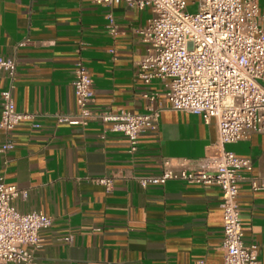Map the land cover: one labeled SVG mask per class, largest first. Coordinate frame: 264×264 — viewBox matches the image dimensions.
<instances>
[{"label": "crops", "instance_id": "crops-1", "mask_svg": "<svg viewBox=\"0 0 264 264\" xmlns=\"http://www.w3.org/2000/svg\"><path fill=\"white\" fill-rule=\"evenodd\" d=\"M151 16L150 8L124 0H0V57L16 59V108L33 115L12 131L14 147L5 155L0 151V175L26 191L14 201L19 211L53 218L41 231L35 264L223 262L219 186L169 180L143 187L131 178L160 174L165 157L189 163L212 153L218 140L214 119L206 123L201 115L166 107L159 128L143 133L134 153L124 134L100 120L86 126L56 121L58 114L76 112L73 82L80 57L93 79L95 109L144 113L146 90L160 93L156 106L167 103L161 82L145 85L139 77L148 48L141 30ZM7 87L0 75V119ZM5 140L0 133V148ZM225 149L251 157L252 175L264 176V133ZM113 175L110 190L95 181ZM239 202L245 242L260 246L264 264V187L254 190L243 180Z\"/></svg>", "mask_w": 264, "mask_h": 264}, {"label": "built area", "instance_id": "built-area-1", "mask_svg": "<svg viewBox=\"0 0 264 264\" xmlns=\"http://www.w3.org/2000/svg\"><path fill=\"white\" fill-rule=\"evenodd\" d=\"M124 1L139 10L152 11L141 30L148 48L139 61V77L145 85L161 82L167 105L160 102L156 106L160 93L146 90L142 97L149 104L144 113L95 109L93 79L80 57L73 82L76 112L56 115L57 124L86 126L100 120L110 131L124 134L130 153H134L141 135L159 128L160 114L166 107L201 115L206 123L214 119L218 140L212 153L189 163L165 157L160 174L131 178L143 187L165 185L169 180L219 186L223 194L221 264H260V246L245 242L239 195L243 180L249 179L257 190L264 187V176L252 175L251 157L225 149L228 143L264 133V15L260 0H198L199 11L194 14L187 11V0ZM17 67L16 59L0 57V75L8 81L1 92L0 133L6 140L0 151L4 155L14 147L12 131L23 119L33 118L16 108ZM114 180L113 175L95 181L110 190ZM20 195L26 191L8 184L1 174L0 264H35L36 251L42 246L41 231L53 224V218L42 211H19L14 201Z\"/></svg>", "mask_w": 264, "mask_h": 264}, {"label": "rangeland", "instance_id": "rangeland-1", "mask_svg": "<svg viewBox=\"0 0 264 264\" xmlns=\"http://www.w3.org/2000/svg\"><path fill=\"white\" fill-rule=\"evenodd\" d=\"M187 11L190 13H197L199 11L198 0H187Z\"/></svg>", "mask_w": 264, "mask_h": 264}]
</instances>
